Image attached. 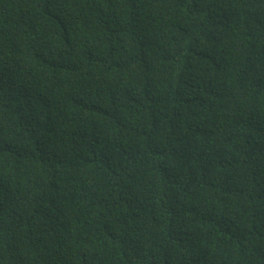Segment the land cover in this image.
I'll list each match as a JSON object with an SVG mask.
<instances>
[{"label":"trees","instance_id":"1","mask_svg":"<svg viewBox=\"0 0 264 264\" xmlns=\"http://www.w3.org/2000/svg\"><path fill=\"white\" fill-rule=\"evenodd\" d=\"M0 264H264V0H0Z\"/></svg>","mask_w":264,"mask_h":264}]
</instances>
